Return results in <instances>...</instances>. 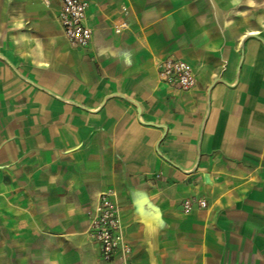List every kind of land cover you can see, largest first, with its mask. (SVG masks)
Returning <instances> with one entry per match:
<instances>
[{
	"label": "crops",
	"instance_id": "1",
	"mask_svg": "<svg viewBox=\"0 0 264 264\" xmlns=\"http://www.w3.org/2000/svg\"><path fill=\"white\" fill-rule=\"evenodd\" d=\"M88 1L80 48L60 0H0V264H264V0Z\"/></svg>",
	"mask_w": 264,
	"mask_h": 264
},
{
	"label": "built area",
	"instance_id": "2",
	"mask_svg": "<svg viewBox=\"0 0 264 264\" xmlns=\"http://www.w3.org/2000/svg\"><path fill=\"white\" fill-rule=\"evenodd\" d=\"M58 20L64 36L74 47L85 48L91 40V29L86 23L88 0H60ZM118 31V30H116ZM160 80L181 90H189L195 84V76L190 66L179 59L167 58L158 68ZM192 202H185L184 209H191ZM203 206V202H199ZM122 218L120 208L109 193L99 195L90 214L88 234L97 243L102 260L111 261L119 248L129 253L130 248L122 243L120 235Z\"/></svg>",
	"mask_w": 264,
	"mask_h": 264
}]
</instances>
